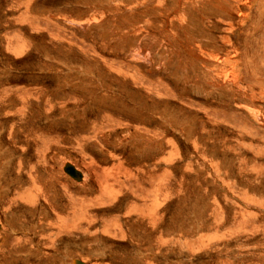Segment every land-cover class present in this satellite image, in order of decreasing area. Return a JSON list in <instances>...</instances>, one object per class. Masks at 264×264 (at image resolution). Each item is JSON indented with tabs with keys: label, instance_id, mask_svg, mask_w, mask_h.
<instances>
[{
	"label": "rangeland",
	"instance_id": "rangeland-1",
	"mask_svg": "<svg viewBox=\"0 0 264 264\" xmlns=\"http://www.w3.org/2000/svg\"><path fill=\"white\" fill-rule=\"evenodd\" d=\"M74 261L264 264V0H0V264Z\"/></svg>",
	"mask_w": 264,
	"mask_h": 264
},
{
	"label": "bare ground",
	"instance_id": "bare-ground-1",
	"mask_svg": "<svg viewBox=\"0 0 264 264\" xmlns=\"http://www.w3.org/2000/svg\"><path fill=\"white\" fill-rule=\"evenodd\" d=\"M219 2V1H218ZM216 3V4H218V5H220L221 4V6L220 7H222L223 9H225V5H224V3ZM229 2H230V0H229ZM225 3H226V1H225ZM233 3V2H232ZM227 5H228V3H227ZM230 5V4H229ZM231 7V6H230ZM223 11H226V10H223ZM229 12H230V10H228ZM132 56V55H131ZM230 57V56H229ZM216 59V58H215ZM219 60V59H218ZM225 62H229L231 65H232V68H231V71H232V73H231V75H232V78H233V80H235V81H237V79H239V73H240V68H239V66L237 65V60H235V59H231V58H229V60L227 61V60H225ZM234 63V64H232V63ZM217 65V64H216ZM227 68V67H226ZM231 71H229V72H231ZM102 72V71H101ZM231 77V76H230ZM126 79V78H125ZM230 81V80H229ZM219 82V81H218ZM233 82V81H232ZM234 83V82H233ZM136 91V90H135ZM130 97V96H129ZM131 98V97H130ZM133 102V101H132ZM254 119V118H253ZM95 126V125H94ZM152 136V135H151ZM163 136V135H162ZM154 137V136H153ZM167 139V138H166ZM152 140V139H151ZM161 141V140H160ZM165 141V140H164ZM151 142V141H150ZM162 143V142H161ZM166 144V143H165ZM163 145V144H162ZM149 147V146H148ZM70 165H72L77 171H79L80 173H81V177H80V179L78 180V179H76V178H74L73 176H71L69 173H67V172H65L66 173V177H68V178H71V179H74V180H76V181H83L84 180V172L82 171V170H80L79 168H78V166H76L75 164H73V163H69ZM63 170H64V168H63ZM3 172V171H2ZM6 190V189H5ZM102 190V189H101ZM23 195V194H22ZM21 195V196H22ZM101 195V194H100ZM100 197V196H99ZM10 212V211H9ZM13 213V212H12ZM10 217V216H9ZM142 219V218H141ZM55 220V219H54ZM195 227V226H194ZM25 230V229H24ZM34 230V229H33ZM103 231H105V229L103 230ZM192 231V230H191ZM42 232V231H41ZM103 233V232H102ZM104 234H108L107 232H104ZM10 236V235H9ZM45 236V235H44ZM43 238V237H42ZM47 238H48V236H47ZM4 239H5V237H4ZM165 240V239H164ZM4 243V242H3ZM152 248V247H151ZM168 252V251H167ZM188 253V252H187ZM81 264V262L80 261H74V263L73 264Z\"/></svg>",
	"mask_w": 264,
	"mask_h": 264
},
{
	"label": "water",
	"instance_id": "water-1",
	"mask_svg": "<svg viewBox=\"0 0 264 264\" xmlns=\"http://www.w3.org/2000/svg\"><path fill=\"white\" fill-rule=\"evenodd\" d=\"M64 171L69 173L71 176H73L76 179H80L81 177V173L79 171H77L72 165H70L69 163H65L64 165ZM80 264V263H79Z\"/></svg>",
	"mask_w": 264,
	"mask_h": 264
}]
</instances>
